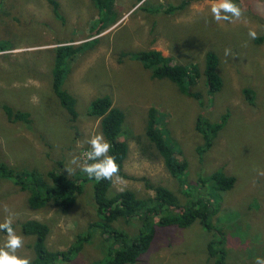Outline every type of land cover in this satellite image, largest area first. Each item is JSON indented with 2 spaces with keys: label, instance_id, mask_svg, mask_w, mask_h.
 Returning <instances> with one entry per match:
<instances>
[{
  "label": "rangeland",
  "instance_id": "rangeland-1",
  "mask_svg": "<svg viewBox=\"0 0 264 264\" xmlns=\"http://www.w3.org/2000/svg\"><path fill=\"white\" fill-rule=\"evenodd\" d=\"M54 1L59 18L48 0H0V45L4 46L0 49V165L16 173L46 174L52 169L68 173L66 167H75L69 163L72 157H83L87 150L85 141L102 134L99 120L87 115L90 101L108 96L125 116V134L122 129L118 139L129 148L122 170L126 183L112 184L111 191L130 190L146 199L154 196L151 185L178 193L145 135L148 111L154 109L160 127L181 152L179 158L186 160L184 178L189 184L200 173L218 169L234 176L236 183L223 193L210 231L198 222L188 228L158 229L150 248L134 264H215L208 255L209 244L215 250L224 247L226 264H254L257 257H264V0H233L243 17L232 23L212 18L214 0H115V21L96 36L97 44L83 47L88 49L71 62L63 81L62 89L75 99L77 119L72 123L51 90L55 48L90 40L106 23L99 22L92 0ZM182 2L173 13H151L161 5L178 7ZM250 30L257 33L256 39L248 36ZM151 49L170 58L172 65H198L200 76L192 91L200 94L199 101L181 94L167 79H152L140 62L119 60L121 53ZM225 49H231L232 55L225 57ZM207 52L217 56L223 81L212 95L202 74ZM245 89L253 92L254 106L248 105ZM3 106L27 113L28 122L7 121ZM225 113L228 117L216 142L200 161L197 148L203 142L196 130L198 116L217 122ZM66 177L71 179L70 174ZM28 198V191L0 177V222L7 215V205L15 214L17 234L24 238L16 255L34 259V237L24 235L21 225L38 220L49 228L45 247L51 252L66 250L78 234L92 235L70 261L56 264L108 259L111 243L102 239L97 227L89 228L97 221L90 183L67 213L48 204L33 209ZM139 226L122 220L112 224L129 236ZM5 239L0 232V247Z\"/></svg>",
  "mask_w": 264,
  "mask_h": 264
},
{
  "label": "trees",
  "instance_id": "trees-1",
  "mask_svg": "<svg viewBox=\"0 0 264 264\" xmlns=\"http://www.w3.org/2000/svg\"><path fill=\"white\" fill-rule=\"evenodd\" d=\"M48 2L53 8L55 18L58 17L57 2L54 0H48ZM92 2L98 9L99 22H105L106 25L103 26V29H97L90 40L77 46L61 45L56 47L51 68V90L57 98V102L70 116L69 121L71 123L77 119L75 99L62 89L63 81L69 73L70 64L79 56L80 52L82 53L88 49L83 47L92 44L89 47L91 48L97 44L98 38L96 36L115 21V12L113 11L115 0H92ZM184 4L182 2L178 7L161 5L157 9H152L151 13H173ZM261 41L257 40L259 43ZM0 49H4V46L0 45ZM124 58H131V60L140 62L143 68L150 72L152 79H167L176 86L181 94L196 101L200 100V94L192 91V87L195 86L200 76L198 65H172L170 58L164 57L159 51L153 49L121 53L119 60ZM217 66V56L212 52H207L202 74L207 91L211 95L223 86L221 76L217 72ZM243 94L248 105L254 106L253 92L245 89ZM89 104L87 115L99 120L102 135L112 145L110 155L115 156L116 163L120 167L119 175L125 178L126 176L122 170L129 148L125 141L118 139L122 129L123 135L125 134V116L121 110L113 106L112 100L108 96L92 99ZM3 112L9 122L26 123L29 120L27 113L12 111L7 106H3ZM16 112L17 114H13ZM156 114L154 109H149L145 135L162 158L166 171L174 179L176 187L179 189L178 193L163 186L151 185L148 188L154 192V196L146 199L138 198L130 190L112 192V182L107 180L97 182L89 179L78 168L72 172L71 179H69L66 177L69 173L57 174L55 173V171H58L56 169H52L53 172L46 174L37 170L16 173L5 164H1L0 177L12 181L22 191H28V204L33 209L44 208L48 204L58 208L63 213H67L74 206L77 196L81 195L84 186L90 183L93 195L92 207H95L97 221L90 224L89 228L92 226L97 227L101 231L100 236L102 239L111 243L108 259L94 264H134L150 248L158 229L169 227L188 228L198 222L206 231H210L212 229L211 218L220 212L223 193L230 191L236 183L234 176L225 174L223 169H218L208 175L200 173L202 176L197 177L193 184H189L184 178L187 170L186 160L179 158L182 155L181 152L174 149L173 140H170L167 131L160 127ZM227 117L228 114L225 113L217 122H210L203 116H198L196 130L201 134L203 142L197 148L200 161L216 142L215 139L222 130ZM57 164L58 167L62 166L61 162ZM119 220L127 224L139 223L138 231L129 236L124 231L114 229L112 227L113 222ZM21 232L24 235L34 237L31 244L34 259L31 264L68 262L92 238L89 232L78 234L69 248L51 252L45 247V241L49 233L46 224L38 220H30L22 223ZM220 243L221 246L224 245L221 240ZM208 255L214 258L215 264H226L224 247L215 250L214 246L209 244Z\"/></svg>",
  "mask_w": 264,
  "mask_h": 264
},
{
  "label": "clouds",
  "instance_id": "clouds-1",
  "mask_svg": "<svg viewBox=\"0 0 264 264\" xmlns=\"http://www.w3.org/2000/svg\"><path fill=\"white\" fill-rule=\"evenodd\" d=\"M212 18L217 22L232 23L239 21L243 17L242 9L233 3V0H214L210 9ZM248 36L251 39L257 38L255 31H249ZM225 57L232 55L231 49H225ZM85 143L88 145L83 157L73 156L70 165L65 169L71 175L75 168H78L89 179L97 182L107 180L113 184L126 183L119 175L120 167L116 163V158L110 155L112 145L102 134H95L88 138ZM4 212L7 213L3 222H0V232L5 234V242L0 247V264H31L30 259L16 255V252L23 247L24 238L18 235L14 227L15 214L7 205L4 206ZM254 264H264V257H257Z\"/></svg>",
  "mask_w": 264,
  "mask_h": 264
}]
</instances>
